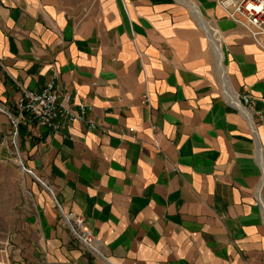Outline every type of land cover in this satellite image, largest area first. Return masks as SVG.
Instances as JSON below:
<instances>
[{
    "label": "crops",
    "instance_id": "0c3cea01",
    "mask_svg": "<svg viewBox=\"0 0 264 264\" xmlns=\"http://www.w3.org/2000/svg\"><path fill=\"white\" fill-rule=\"evenodd\" d=\"M51 81L97 128L20 127L22 264H264V51L216 0H0V106Z\"/></svg>",
    "mask_w": 264,
    "mask_h": 264
},
{
    "label": "built area",
    "instance_id": "2783aa9c",
    "mask_svg": "<svg viewBox=\"0 0 264 264\" xmlns=\"http://www.w3.org/2000/svg\"><path fill=\"white\" fill-rule=\"evenodd\" d=\"M228 19L241 27L253 41L264 51V0H216ZM61 92L54 81L46 84L41 92L24 90L17 102L16 111L10 112L0 106L10 120L14 136L17 137L21 126L35 125L55 134L65 132L74 123L88 124L92 129L97 124L86 118L87 107L81 105L79 110L70 104V95L66 94L60 102ZM244 110L249 115L254 109L255 101L250 95L243 97ZM23 171L39 180L34 172L21 163ZM63 221L73 236L90 252L103 257L99 242L85 226L82 218L61 211Z\"/></svg>",
    "mask_w": 264,
    "mask_h": 264
},
{
    "label": "rangeland",
    "instance_id": "374dc122",
    "mask_svg": "<svg viewBox=\"0 0 264 264\" xmlns=\"http://www.w3.org/2000/svg\"><path fill=\"white\" fill-rule=\"evenodd\" d=\"M64 1L71 7L82 8L89 0ZM9 137L11 140L6 144L10 147L11 156L7 158L0 154V264H22L21 260L30 251V243L36 239L29 236V222L26 220L32 200L27 186V175L30 174L23 171L21 163L27 165L16 147V137L12 133ZM2 145L5 143L0 136V150Z\"/></svg>",
    "mask_w": 264,
    "mask_h": 264
}]
</instances>
